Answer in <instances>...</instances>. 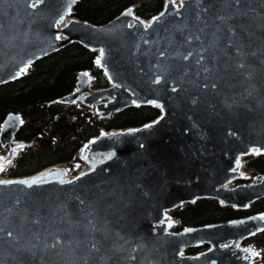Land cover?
<instances>
[{"label":"water","instance_id":"95a60500","mask_svg":"<svg viewBox=\"0 0 264 264\" xmlns=\"http://www.w3.org/2000/svg\"><path fill=\"white\" fill-rule=\"evenodd\" d=\"M79 1L43 0L32 8V0H0V85L78 42L104 50L97 66L109 86L93 87L85 70L60 101L72 103L87 93L85 104L101 102L95 109L104 116L159 102L161 114L145 124L150 128L95 135L91 152L117 155L90 173L76 172L80 178L71 183L0 185V264H246L242 252L223 245L263 230L264 214L178 232L159 223L166 211L202 198L237 209L264 198V175L224 187L240 176L233 171L238 158L245 164L252 148L264 154V0H186L179 14L168 4L165 16L147 28L134 17L152 19L168 0L156 15L142 17L131 6L104 24L76 17ZM129 9L132 16L125 14ZM68 13L74 20L65 38L56 40V22ZM158 77L161 83H153ZM20 121V113L5 116L1 144L16 137ZM49 129L67 137L79 123L74 114L59 112ZM204 243L210 244L206 251L180 255Z\"/></svg>","mask_w":264,"mask_h":264},{"label":"trees","instance_id":"16d2710c","mask_svg":"<svg viewBox=\"0 0 264 264\" xmlns=\"http://www.w3.org/2000/svg\"><path fill=\"white\" fill-rule=\"evenodd\" d=\"M131 6H135L138 15L150 17L163 9L164 0H80L74 8V15L94 24H104ZM97 57V51L73 42L36 61L28 74L0 85V126L9 112L20 113L27 120L17 132L16 138L29 142L39 133L37 126L31 124L30 117H35L39 106L44 104L52 105L51 114L60 111L57 100L75 89L80 72L88 70L94 76L95 88L109 86L103 70L96 64ZM77 112L81 111L72 113ZM160 114L161 110L151 105L126 108L112 114L107 120L95 119L85 114L87 121L82 128L64 141L56 143L45 160L34 164L39 155L37 151H22L15 158L8 175L29 176L42 171L48 165L74 160L79 148L88 138L96 135L101 127L107 130L139 127L156 120ZM244 161L247 171L256 176L264 175V154L246 156ZM242 182L244 181L236 184ZM171 212L178 221L175 231H180L188 226H202L264 213V198L255 201L246 209L225 205L218 199L202 198L195 203L179 206ZM248 241L260 248L264 254V231L249 237ZM199 248L191 247L186 251L196 254Z\"/></svg>","mask_w":264,"mask_h":264},{"label":"rangeland","instance_id":"374dc122","mask_svg":"<svg viewBox=\"0 0 264 264\" xmlns=\"http://www.w3.org/2000/svg\"><path fill=\"white\" fill-rule=\"evenodd\" d=\"M165 1L166 0H164V3H165ZM87 73L90 75V79H91L92 84H93L94 76L90 72H87ZM57 102L61 103V107H57V108L61 109V112H65L66 114H75L76 115V121L79 123L80 127H82L87 121L85 114H89V116H91L92 118L100 119V120H107L110 117V116H104L102 113L98 112L92 105L85 104L84 99L82 100V99L78 98L72 103H69L67 101H60V100H57ZM50 107H52V105H50V104L40 105L37 115L33 118H39L40 121L41 120L43 121V119H47L50 117L54 118V115L51 114ZM75 111H81V112L72 113ZM40 124L42 125V128H44L43 132L37 133L31 141H29V142L20 141L19 139H17L15 137L8 144H1L0 145V157H5V155H7L10 152L12 155V149L17 144H20V145H24V147L22 149H17L15 154L18 155L22 151H37V153L39 155L34 160V164H37L39 161L45 160V158L47 157L46 155L52 150V148L56 145V143L64 141L65 139L69 138L73 134L72 133V134L68 135L67 137H62L58 133L57 134H51L49 131V127H48L49 120H47L45 122L46 125H44V127H43V124L41 122H40ZM81 147L79 148V150L77 152L76 158L74 160L66 162V166H65L66 169L65 170H67V173L71 176L77 175L76 172L73 170L76 168V165L79 164V161L80 162L83 161V160H80V157L78 156L79 154L80 155L84 154L83 151L81 150ZM255 154H257V153H255ZM255 154H253V155H255ZM7 159L10 160V158H7ZM89 159L91 160V158H89ZM12 164H14V162H12ZM12 164H11V166H12ZM60 165H62V164H60ZM62 166H64V165H62ZM10 167L8 169H6L5 171H3L2 173H0V178H4V179L20 178L19 176L18 177H11L8 175V171H9ZM86 167H87V164H85L83 166V169L80 170V172L83 171L84 169H86ZM244 171H245L244 175H240L239 178H237L234 181L229 183L230 187L236 186L237 185L236 183L238 181H244L242 183L249 184V183L257 182L261 178V176L253 175L251 172L247 171L245 166H244ZM62 173L63 172H61L59 175L50 176V177L46 178L45 180L47 182L56 181L62 175ZM27 176L28 175L22 176V177H27ZM42 184H44V183H42ZM175 209L176 208L171 209V211H174ZM170 214H172V212ZM262 214H264V213H262ZM168 225H166V228L169 227ZM169 228H170L171 232H177V231H175L174 225H171V227H169ZM261 231H264V228ZM248 239L249 238L245 239L244 241H242L241 243H238V244L243 248L252 249L255 252L259 253L258 256H254V257L250 255L251 256L250 260L253 262V264H264L263 252L260 250V248L255 246L252 242L248 241ZM201 245H203V246H200L198 251H205V250L209 249V247H210V244H208V243H204ZM243 248H242V253H245V251H243ZM184 254H189V253L185 250ZM251 261L248 264H251Z\"/></svg>","mask_w":264,"mask_h":264},{"label":"bare ground","instance_id":"6f19581e","mask_svg":"<svg viewBox=\"0 0 264 264\" xmlns=\"http://www.w3.org/2000/svg\"><path fill=\"white\" fill-rule=\"evenodd\" d=\"M166 2H167V0H166ZM179 2H180V0H176V3H177V4H179ZM59 20H60V18L57 20V22H58ZM73 20H74V19H73L71 13H68V14L64 15V21H63L62 23H60L59 26H57V22H56V31H57V35H60L62 38H65V35H64V29H65V28L67 27V25H68L71 21H73ZM138 20H139V21H142L143 24H144V27H145V25H147L152 19L147 20V19H140V18H138ZM131 24H134V22H131ZM145 28H147V27H145ZM100 50H101V49L98 50V56H99V54H100ZM22 69H23V68H22ZM28 70H29V67H27V71L21 72V70H20V72H19V73H20V76L27 74ZM87 95H88L87 93H84V94H82V95L79 97V99H82V100H83V99H85V97H86ZM99 103H101V102H96V103H94L93 107L96 108V106H97ZM151 104L154 105V106H156V105H160V106L162 107V104L159 103V102H155V103H151ZM156 107H157V106H156ZM161 107H160V108H161ZM145 145H146V143H144V144L142 145V147H144ZM253 149H255V148H252V149L250 150V153H252V154L257 153V152H254ZM110 154H111V158H110V159H105V157L109 156ZM82 155H83V154H82ZM82 155L79 154L81 160H83V162H84L85 164H87L86 169H84V170L82 171V173L86 174V173H90V172L94 171L99 165H101V164H103V163H105V162H107V161L113 159V158L117 155V152H116L115 150L107 151V152H95V153L92 155L91 160L88 159L85 155H83V156H82ZM238 161H239V163H237ZM11 163H12V161H11L10 163L5 162V163L3 164L4 169H5V170L8 169V168L11 166ZM61 164L64 165V166H62V165H60V164H57V165H56V164H55V165H51V166H48V167L42 169V171L37 172V173H35V174H33V175H30V176H27V177L8 178V179L0 178V180H12V181H18V180L31 179V178H33V177H38V176H40L41 174H48V173H51V175H45V179H46V178H48V177H50V176H53V175H59L61 172H63V173H62V175L56 180V182L60 183V182H59L60 180L71 181V180L75 179V176H71V175H69L68 173H67L66 175L64 174V170L66 169V168H65L66 164H65V163H61ZM5 170H4V171H5ZM233 171L236 172V173H238L239 175H244L245 171H244V162H243V158H242V157L238 158V160L235 162V165H234ZM0 173H2V172H0ZM82 173H81V174H82ZM81 174H80V175H81ZM224 187L229 188V187H230V184H226ZM170 211H171V209L168 210V211H166V213H165V215H164L162 221H161L159 224H166V225H168L169 222H171V225H173V220L171 219V216H170V215H171V214H170L171 212H170ZM166 230H167L168 232H171V230H170L169 227H167ZM225 244L229 245V247H227V248L224 247V249H229V250H230L232 253H234V254L242 252V248H243V247H241L239 244H234V243H232L231 241L226 242ZM225 244H224V245H225ZM244 249H246V248H243V251H244ZM246 256H248L249 259H245ZM250 257H251V256H250V253H248V252L242 253V258L244 259V261H245L246 264H248V263L251 261V260H250ZM251 264H253L252 261H251Z\"/></svg>","mask_w":264,"mask_h":264},{"label":"snow or ice","instance_id":"6c2138e0","mask_svg":"<svg viewBox=\"0 0 264 264\" xmlns=\"http://www.w3.org/2000/svg\"><path fill=\"white\" fill-rule=\"evenodd\" d=\"M73 2H75V0H73ZM185 2H186V0H180L179 4H177L176 3V0H168V3H166V5H165V11H161L158 16L153 17L152 20L147 25H145V27H151V25L153 23L159 22L161 20V18L165 16V14L167 12V9H168V4H172L173 7L175 8L177 14H179V9L184 6ZM41 3H43V0H32V3L29 6L32 7V8H36L38 6V4H41ZM235 3L236 4H239L240 3V0H235ZM125 14L126 15H129V16H132L133 15L131 9H129ZM134 19H137L138 20V18H136V17H134ZM220 19H224V18L223 17H220ZM63 21H64V16H61L60 17V20L57 22V26H59V24L62 23ZM141 23H143V22L141 21ZM132 26L133 25L131 23L128 25V27H130V28ZM55 38H56V40H60L62 37L60 35H57ZM187 39L190 41L192 39V37H188ZM195 39L198 40L199 39V36H196ZM192 54H193L192 52L187 53L186 55L183 56V59L184 60H187ZM161 55H163V53H161ZM103 56H104V50L101 49L100 50V54H99V56L96 59V64L97 65H100L101 64ZM203 59H204V57H203V54L201 53L200 54V59L197 60V63H200ZM239 67L244 68L245 65L243 63H240L239 64ZM24 71H27V67L21 69V72H24ZM205 71H208V69H205ZM82 75L83 76H87L88 73H83ZM153 83H156V84L161 83V78L160 77L156 78L153 81ZM205 87H208V85H205ZM211 87L212 88H215L216 87L215 83H213L211 85ZM171 90L172 91H177L176 87H173ZM151 103H155V102H151ZM193 103H195V100H193ZM156 106L157 107H161L160 105H156ZM20 122L23 123V121H20ZM145 127L146 128H150V127H152V125H145ZM23 147H24V145L17 144L12 149V154L14 155L16 153L17 149H22ZM85 147H87V145ZM253 151L254 152H257V153L259 152L258 149H253ZM110 158H111V154L109 156L105 157V159H110ZM5 162L10 163L11 161L8 160L5 157H0V172H3L5 170L4 167H3V164ZM237 163H239V161ZM77 167H79V165H77ZM64 174L65 175L67 174V170H64ZM45 175H51V173L41 174L38 177H33L31 179H23V180H18V181L0 180V185H9V184L17 183V184L25 185L27 187H32L34 185H39V184H42V183H46L47 181L45 180ZM81 175H84V173H82ZM79 178L80 177H76L75 179H79ZM59 182L63 184V183H71L72 181L60 180ZM9 211H11V210H9ZM259 218L261 220H264V216H261ZM168 226L171 227V222H169V225ZM3 231H4L3 228H0V233H3ZM188 231H191V230H188ZM7 236L8 237H13V232L12 231H8L7 232ZM53 246H55V245H53ZM91 247H92V249H96L95 242L92 243ZM223 247L227 248V247H229V245L225 244V245H223ZM244 251L250 253V255L253 256V257L259 255V253L255 252L252 249H244ZM180 255H183V253L181 252ZM245 259H249V257L246 256Z\"/></svg>","mask_w":264,"mask_h":264},{"label":"flooded vegetation","instance_id":"af4514ba","mask_svg":"<svg viewBox=\"0 0 264 264\" xmlns=\"http://www.w3.org/2000/svg\"><path fill=\"white\" fill-rule=\"evenodd\" d=\"M57 104H59V106L58 107H61V103H58V102H56ZM50 109L52 110V107H50ZM59 112H61V110L60 111H58V112H55V114H53L54 115V118H47V119H43V121L41 120L40 121V119L39 118H33V117H30V120L32 121L31 122V124L32 125H36L37 126V129H38V131L40 132V133H42L43 132V130H44V128H42V125L40 124V122L43 124V127H44V125H46L45 124V122L47 121V120H49V125H48V127L50 128V124H51V122L55 119V117H56V115L59 113ZM75 115V114H74ZM76 116V115H75ZM23 117V116H22ZM26 118H24L23 117V123H26ZM23 125V124H22ZM80 128H82V127H80L79 126V129ZM101 129H105V128H103V127H101L100 128V130H99V132L96 134V135H98V134H100L101 132H103V130H101ZM49 131H50V129H49ZM95 136V135H94ZM94 136H91L90 138H88V140L86 141V142H84L85 144H84V147L82 148V151H83V155H85L88 159L89 158H92V155L94 154L93 152H91V150H90V146L88 145L89 144V141H92V140H94ZM20 141H22V140H20ZM6 144H8V143H6ZM87 145V147H85ZM10 155H11V152L10 153H8L7 155H5V158H9L10 157ZM80 157V156H79ZM80 160H81V158H80ZM79 167H77V165H76V168L73 170V171H75V172H79L80 170H82L83 169V166L85 165V163L83 162V161H79ZM178 232V231H177ZM206 251V250H205ZM201 252H203V251H199L198 253H201ZM198 253H196V254H198ZM184 254V253H183ZM184 255H195V254H184Z\"/></svg>","mask_w":264,"mask_h":264},{"label":"built area","instance_id":"2783aa9c","mask_svg":"<svg viewBox=\"0 0 264 264\" xmlns=\"http://www.w3.org/2000/svg\"><path fill=\"white\" fill-rule=\"evenodd\" d=\"M81 150H82V148H81ZM79 156V155H78ZM73 162V161H72ZM66 164V163H65ZM171 216V219L173 220V225L174 226H177L178 225V221H177V219L171 214L170 215Z\"/></svg>","mask_w":264,"mask_h":264}]
</instances>
